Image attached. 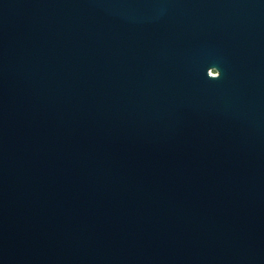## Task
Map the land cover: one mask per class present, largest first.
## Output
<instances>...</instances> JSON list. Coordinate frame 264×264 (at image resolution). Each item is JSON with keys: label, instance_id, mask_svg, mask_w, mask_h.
Returning <instances> with one entry per match:
<instances>
[{"label": "water", "instance_id": "water-1", "mask_svg": "<svg viewBox=\"0 0 264 264\" xmlns=\"http://www.w3.org/2000/svg\"><path fill=\"white\" fill-rule=\"evenodd\" d=\"M0 264H264V0H0Z\"/></svg>", "mask_w": 264, "mask_h": 264}, {"label": "clouds", "instance_id": "clouds-1", "mask_svg": "<svg viewBox=\"0 0 264 264\" xmlns=\"http://www.w3.org/2000/svg\"><path fill=\"white\" fill-rule=\"evenodd\" d=\"M221 78V72H220V77H219V79ZM218 80V79H217Z\"/></svg>", "mask_w": 264, "mask_h": 264}]
</instances>
